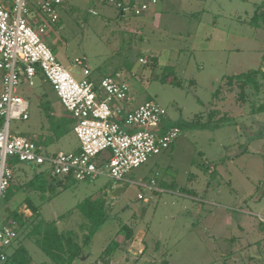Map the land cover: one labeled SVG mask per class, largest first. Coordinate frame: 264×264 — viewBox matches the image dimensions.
Here are the masks:
<instances>
[{
    "label": "rangeland",
    "instance_id": "1",
    "mask_svg": "<svg viewBox=\"0 0 264 264\" xmlns=\"http://www.w3.org/2000/svg\"><path fill=\"white\" fill-rule=\"evenodd\" d=\"M263 2L158 0L143 14L127 10L123 16L108 0H66L58 22L50 23L42 35L58 60L70 69L76 58L84 59L91 69L88 77L96 81L125 70L129 106L157 101L166 109L168 124L179 126L181 133L169 149L127 172L126 181L101 175L93 181L69 180L64 186L56 178L45 190H37L29 182L44 166L17 162L14 172L27 177L14 179L12 187L22 189L1 199L0 213L11 218L18 204L26 224L6 251L22 243L32 264H55L26 233L42 219L55 222L61 231L74 230L81 241V226L90 222L77 205L92 198L105 201L107 220L84 246L83 255L67 264L95 263L125 224L136 226L137 237L146 234L148 249L134 254L123 244L109 264H233L225 263L222 253L229 247L226 238L236 233L235 222L243 216L259 223L258 215L264 216V110H256L264 102V88L243 102L237 99L239 88L227 91L231 88L226 81L264 69V28L251 23ZM74 76L86 77L83 72ZM1 79L0 70V88ZM25 79L20 88L30 100V118L12 120L11 130L50 138V105L63 113L69 131L52 137L51 143L44 137L42 143L51 152L77 150L80 140L72 114L52 84L42 72L32 86ZM152 179L156 188L140 184ZM123 183L126 189L113 195ZM29 195L40 206L38 216L25 210Z\"/></svg>",
    "mask_w": 264,
    "mask_h": 264
},
{
    "label": "built area",
    "instance_id": "2",
    "mask_svg": "<svg viewBox=\"0 0 264 264\" xmlns=\"http://www.w3.org/2000/svg\"><path fill=\"white\" fill-rule=\"evenodd\" d=\"M66 0H0V202L15 178L14 161L44 166L54 178L68 175L93 181L107 175L126 181L125 174L145 163L149 156L169 149L181 133L168 124L166 109L155 100L129 107L130 84L121 72L96 81L84 59L76 58L75 72L66 68L42 35L50 23L60 19L59 7ZM123 13L140 15L158 0H137L132 5L108 0ZM95 13V11H92ZM140 61L146 63L147 59ZM82 68V69H80ZM40 70L56 90L64 107L72 114L74 131L80 140L75 151L51 152L35 135L11 130L12 120L30 118V100L20 93L22 79L33 84ZM155 179L143 186H155ZM139 198L144 195L139 193ZM264 224V216H260ZM16 221L0 213V264L8 257L7 247L18 238Z\"/></svg>",
    "mask_w": 264,
    "mask_h": 264
},
{
    "label": "trees",
    "instance_id": "3",
    "mask_svg": "<svg viewBox=\"0 0 264 264\" xmlns=\"http://www.w3.org/2000/svg\"><path fill=\"white\" fill-rule=\"evenodd\" d=\"M251 23L257 27L264 28V2L257 8L255 14L252 17ZM40 72L41 71L38 70V74ZM115 72L117 71H114L112 73ZM226 85L228 86V88H231L227 89V91L229 92L233 91L234 88H239L237 99L239 101L245 102L251 96H258L259 93H261V89L264 88V69H253L248 72L228 76ZM248 88H252L251 93ZM41 105L43 106V104ZM256 110L263 111L264 102H261ZM46 114L54 122V124L52 125L54 133H52L50 138H48L49 140L52 139V137L60 138L69 131V127L67 126L68 121L64 116L55 117L52 115L50 110H48ZM72 119L74 120V118ZM74 124L75 121H73V128ZM45 149L49 151L48 146L46 145ZM16 163L17 161L13 162V168L15 167ZM50 179L55 180L56 178L52 177L50 174L42 170L36 173L35 176L30 180L29 186L33 189L45 190L44 188L49 184ZM69 180L79 181L71 175L57 179L58 183L64 186L68 184ZM12 188L13 187L11 186L8 189L6 197H8ZM26 202L27 207L32 211V215L38 216L40 206L36 205L33 202L31 196H28L26 198ZM77 206L90 222L87 226H81V229L83 230L81 241H79L80 235L74 230L61 231L55 222H47L42 219H38L37 221L33 222L34 224L32 228L29 230V232L26 233V236L28 238H31L43 250V252L51 258V260L55 264L71 263L75 259L81 257L84 252V246L88 245L92 241L94 234L102 227V225L107 220L105 201H95V199L86 198ZM12 213V217L8 218V221H16L17 224L15 226V229L19 233L22 227H24L26 224L25 218H23V214L19 212L18 208H16ZM134 230L135 227L133 225L130 226L128 224H125L121 227L119 233L121 235L124 234L123 236L125 239L123 240V242L125 244L129 240L133 239ZM120 246L121 244L117 240L112 241L93 264H109ZM4 264H32L30 251L25 245L20 243L13 250V252L8 255Z\"/></svg>",
    "mask_w": 264,
    "mask_h": 264
},
{
    "label": "crops",
    "instance_id": "4",
    "mask_svg": "<svg viewBox=\"0 0 264 264\" xmlns=\"http://www.w3.org/2000/svg\"><path fill=\"white\" fill-rule=\"evenodd\" d=\"M121 1H124L128 5H132L137 0H121ZM114 6H116V5H114ZM157 8H158V5H156L153 8V9H155V11H154L155 13L157 12ZM91 11H95V10H91ZM126 11L127 10H125L122 13L120 10V13L124 16ZM95 13H97V12L95 11ZM141 58H143V57H141ZM117 72H121L125 77L128 76L125 73L126 71L123 69L118 70ZM131 74L133 75L134 73H131ZM25 80L27 81V79H25ZM29 85L32 86V84H30V83H29ZM0 91H1V88H0ZM19 91L21 93V91H22L21 88ZM128 102L130 103V101H128ZM47 105H48V103H47ZM47 109L50 110L52 115L55 117L63 116V113L56 112L55 109H53L50 105L47 106ZM52 131H53V129H52ZM33 135L37 136L41 143L44 142L43 139H44V137H46V136H44V134H39V135L33 134ZM47 139L48 138L46 137V140ZM50 143H51V140H50ZM16 164H15V166H16ZM15 172H14L15 178L18 175H23V176L27 177L26 173L16 174ZM19 189H22V188H19V187L15 188L13 186L11 191H12V193L16 192V191L19 192ZM158 190L163 191L159 188H158ZM188 195H190L193 198H197V196H195V195H192V194H188ZM32 200L36 204V202L34 201L33 198H32ZM36 205H38V204H36ZM25 207L27 208L25 210H30V208L27 207V202H25ZM16 208H18V210H21V206H18V204H17ZM202 208H203V205L200 206L199 213H200ZM237 208L240 209L241 205H239ZM246 213L248 214V212H246ZM258 216L260 218L261 214H259ZM239 218H241V219L240 220L237 219L238 221L235 222L236 233H233V234H231V236L226 238L229 242V247L227 248V251H224V253H222L223 260L225 261V263H227V261H229V260L233 261V264H264V236H263L264 224L261 222L260 219H259V223H256L255 221H253L252 219H250L248 217L241 216ZM143 233L139 237H137L136 231L134 230L133 239L129 240L126 244L119 238V237H121V235H118V237L116 239L121 245L124 244V245L128 246L130 251L133 252L134 254H144L148 249V245L145 244L146 234H143ZM18 236H19V233H18ZM10 253H12V252H10ZM10 253H8V254H10Z\"/></svg>",
    "mask_w": 264,
    "mask_h": 264
},
{
    "label": "water",
    "instance_id": "5",
    "mask_svg": "<svg viewBox=\"0 0 264 264\" xmlns=\"http://www.w3.org/2000/svg\"><path fill=\"white\" fill-rule=\"evenodd\" d=\"M70 70L75 73L80 72L75 66H72ZM127 185H128L127 183H123L122 185H119L118 187H116L115 191H113V195H119L122 191L126 189Z\"/></svg>",
    "mask_w": 264,
    "mask_h": 264
}]
</instances>
